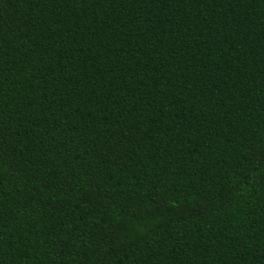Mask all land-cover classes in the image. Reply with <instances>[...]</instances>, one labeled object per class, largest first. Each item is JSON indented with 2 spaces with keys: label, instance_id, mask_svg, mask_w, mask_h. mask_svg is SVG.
<instances>
[{
  "label": "trees",
  "instance_id": "trees-1",
  "mask_svg": "<svg viewBox=\"0 0 264 264\" xmlns=\"http://www.w3.org/2000/svg\"><path fill=\"white\" fill-rule=\"evenodd\" d=\"M0 264H264V0H0Z\"/></svg>",
  "mask_w": 264,
  "mask_h": 264
}]
</instances>
